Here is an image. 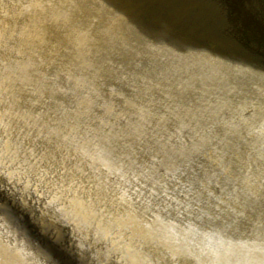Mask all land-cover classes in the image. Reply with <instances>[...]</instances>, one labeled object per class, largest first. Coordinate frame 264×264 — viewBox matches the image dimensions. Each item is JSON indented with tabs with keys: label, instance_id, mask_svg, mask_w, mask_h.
<instances>
[{
	"label": "water",
	"instance_id": "1",
	"mask_svg": "<svg viewBox=\"0 0 264 264\" xmlns=\"http://www.w3.org/2000/svg\"><path fill=\"white\" fill-rule=\"evenodd\" d=\"M0 264H264V0H0Z\"/></svg>",
	"mask_w": 264,
	"mask_h": 264
}]
</instances>
